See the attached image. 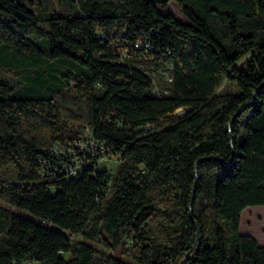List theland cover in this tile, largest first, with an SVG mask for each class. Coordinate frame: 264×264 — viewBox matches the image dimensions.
I'll use <instances>...</instances> for the list:
<instances>
[{
    "label": "trees",
    "instance_id": "trees-1",
    "mask_svg": "<svg viewBox=\"0 0 264 264\" xmlns=\"http://www.w3.org/2000/svg\"><path fill=\"white\" fill-rule=\"evenodd\" d=\"M68 1L0 0V264H264V0ZM87 129L113 171L43 178Z\"/></svg>",
    "mask_w": 264,
    "mask_h": 264
},
{
    "label": "built area",
    "instance_id": "built-area-1",
    "mask_svg": "<svg viewBox=\"0 0 264 264\" xmlns=\"http://www.w3.org/2000/svg\"><path fill=\"white\" fill-rule=\"evenodd\" d=\"M142 45L148 48L150 43L148 41L134 42L135 47ZM167 78L172 79L171 76H167ZM154 91L158 96L168 92L167 90L161 91L157 87ZM145 127L150 129L152 126L147 124ZM51 151L56 155V158L51 163H45L44 166H41L39 172L43 178H53L56 173L67 177L83 171L95 174L96 170L108 160L114 159L116 164L120 161L119 157L112 151V147L96 138L90 129H87L83 138L69 139L65 143L56 142L51 147ZM105 167L110 171L114 169L109 164ZM28 264L34 263L28 262Z\"/></svg>",
    "mask_w": 264,
    "mask_h": 264
},
{
    "label": "rangeland",
    "instance_id": "rangeland-1",
    "mask_svg": "<svg viewBox=\"0 0 264 264\" xmlns=\"http://www.w3.org/2000/svg\"><path fill=\"white\" fill-rule=\"evenodd\" d=\"M25 4L29 5L33 10L38 11L40 9H48L49 11L59 12L66 11L70 7V2L68 0H20ZM159 9L163 12H170L174 14L178 19L188 22L189 20L182 13L181 8L178 6L177 2L170 1L166 6L159 5ZM43 59H49L47 53H41ZM5 57H8V60H5ZM5 57H0V66L4 68H24L25 66H31L32 63H22L18 61L20 54L12 55L6 54ZM51 60V59H49ZM245 59L239 62V66H244ZM30 70V69H29ZM31 71V70H30ZM22 78V86H25V74L21 75ZM22 89V88H20ZM222 92H230V91H239L238 87L235 83L230 80H226L225 83L220 88ZM110 167H115L116 163H114V159H110L107 163L101 165V167L108 165ZM26 214H30L25 212ZM241 232L250 233L254 235L260 244L264 245V205H254L248 206L242 212V221H241Z\"/></svg>",
    "mask_w": 264,
    "mask_h": 264
},
{
    "label": "water",
    "instance_id": "water-1",
    "mask_svg": "<svg viewBox=\"0 0 264 264\" xmlns=\"http://www.w3.org/2000/svg\"><path fill=\"white\" fill-rule=\"evenodd\" d=\"M196 241H197V248L199 247L200 243H201V237H200V234L199 232L197 233V238H196ZM190 252H188L186 254V256L183 258V260L179 263V264H184L189 258H190Z\"/></svg>",
    "mask_w": 264,
    "mask_h": 264
},
{
    "label": "crops",
    "instance_id": "crops-1",
    "mask_svg": "<svg viewBox=\"0 0 264 264\" xmlns=\"http://www.w3.org/2000/svg\"><path fill=\"white\" fill-rule=\"evenodd\" d=\"M241 221H242V218H241ZM241 226H242V225L240 224V229H241ZM249 234H250V233H249ZM253 236H254V235H253ZM257 240H258V239H257Z\"/></svg>",
    "mask_w": 264,
    "mask_h": 264
}]
</instances>
